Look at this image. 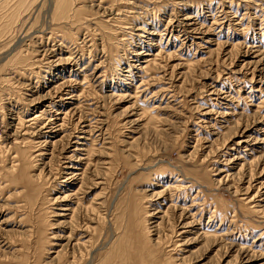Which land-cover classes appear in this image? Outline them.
<instances>
[{"label":"rangeland","instance_id":"obj_1","mask_svg":"<svg viewBox=\"0 0 264 264\" xmlns=\"http://www.w3.org/2000/svg\"><path fill=\"white\" fill-rule=\"evenodd\" d=\"M59 1L0 0V264H264V0Z\"/></svg>","mask_w":264,"mask_h":264},{"label":"bare ground","instance_id":"obj_2","mask_svg":"<svg viewBox=\"0 0 264 264\" xmlns=\"http://www.w3.org/2000/svg\"><path fill=\"white\" fill-rule=\"evenodd\" d=\"M57 1H59V0H57ZM59 3H60V1H59ZM61 4H62V2H61ZM56 5H57V3H56ZM55 5V6H56ZM57 7V6H56ZM60 10V9H59ZM64 10V9H63ZM62 12V11H61ZM57 13V12H56ZM55 14V13H54ZM188 19V18H187ZM188 25H193V24H188ZM188 29V28H187ZM187 29H185V30H187ZM190 31V30H189ZM195 31V30H194ZM186 33V32H185ZM188 35V34H187ZM44 52V51H43ZM147 52H144L143 53V55H152V54H150V53H148V54H146ZM138 54H141V52H138ZM169 57V56H168ZM55 58V57H54ZM53 58V59H54ZM55 59H57V58H55ZM52 60V59H51ZM61 62H63L61 59H59ZM54 61V60H53ZM64 61H66L65 59H64ZM49 62V61H48ZM153 65V64H152ZM95 68V67H94ZM98 71L97 70H93L92 71V73H97ZM128 76V75H127ZM97 77H98V75H97ZM101 81V80H100ZM145 82V81H144ZM147 82V81H146ZM145 82V83H146ZM142 83V82H141ZM140 84V83H139ZM99 85V84H98ZM65 86H67L66 85V82H61L60 84H58V86L56 87V89H58V90H61L62 88H64ZM61 93V92H60ZM65 94H66V96L65 97H63V98H58V100L60 99V100H62L61 102H57V103H55V104H57L58 105V108L59 109H54V110H52L51 112V114H49V116L47 117H41V115H42V110H40V112L41 113H36L32 118H29L28 120H26V121H29V122H31L32 124H35L36 126H34L33 128H34V130H32V132H31V134L32 135H36V136H40L41 135V137H44L45 139L43 140V141H41L40 142V144H42L43 146L44 145H46V143L47 142H50V141H47V138L48 137H51V136H53L54 134H56L57 132H59L61 129H62V126H63V122H64V119H65V116H67L68 114V112L70 113V111H72L70 114H73L74 113V106L73 107H70L69 109H67L66 111H64V112H62V110H60V108L63 106V105H67V104H72L73 103V101H75V100H77V99H80L79 97H80V95H75L74 96V94H73V92H72V90H67L66 92H64ZM91 94V93H90ZM89 95V94H88ZM55 96V95H54ZM37 97V96H36ZM83 97V96H82ZM85 97H86V95H85ZM88 97V96H87ZM102 97V96H101ZM84 98V97H83ZM31 100V99H30ZM83 100V99H82ZM101 100V99H100ZM103 100V99H102ZM54 101V99H51V100H49V102H48V104L46 105L47 107L48 106H50V103L51 102H53ZM83 101H85V100H83ZM30 102H32V101H30ZM82 102V101H81ZM89 105V104H88ZM92 105V104H91ZM98 105V104H97ZM101 106V105H100ZM96 107V106H95ZM103 107V106H102ZM94 108V107H93ZM52 109V108H51ZM81 109V108H80ZM96 108H94V110H95ZM46 110V109H45ZM48 110V109H47ZM85 110V109H84ZM93 110V109H92ZM89 111V110H88ZM76 112V111H75ZM79 112H81V111H79ZM90 112H92V111H90ZM100 112V111H99ZM61 113H63V115L61 116V115H59V114H61ZM87 113V112H86ZM89 113V112H88ZM88 113H87V115H88ZM93 113H95V112H93ZM97 113H98V110H97ZM83 114V113H82ZM91 115H92V113H91ZM94 115V114H93ZM92 115V116H93ZM69 116V115H68ZM95 116V115H94ZM98 116V115H97ZM74 118H76V117H74ZM92 118V117H91ZM39 119H42L41 121H39ZM68 120V119H67ZM76 120V119H75ZM99 120V119H98ZM98 120H96V122L98 121ZM79 121V120H78ZM102 122V121H101ZM31 123H30V125H31ZM75 123V122H74ZM100 123V122H99ZM78 124L79 123H77V126H78ZM96 125V124H95ZM98 125V124H97ZM31 127V126H30ZM82 127V126H81ZM101 127V126H100ZM38 128V129H37ZM77 128V127H76ZM79 128V127H78ZM99 128V127H98ZM24 129V128H23ZM82 129V128H81ZM28 130V129H27ZM26 131V130H25ZM23 132V134H21V135H24V134H26L27 132ZM98 131V130H97ZM79 133H83L81 130L79 131ZM78 137V136H77ZM81 137V136H80ZM39 142V141H38ZM75 143H77V144H79V143H81L80 141H74ZM238 143H239V141H238ZM78 149H80V148H78V147H74V149H73V151L74 150H78ZM72 157H73V155L71 154V155H69V156H64V158L65 159H67V160H69L68 162H63V163H69L70 162V160L72 159ZM66 166V165H65ZM66 167H72V166H70V164H68V166H66ZM73 175H70L69 177H72ZM98 183V182H97ZM250 185V184H249ZM250 187V186H249ZM154 197H157V198H159V197H161V194L160 193H157L156 195H154ZM64 210H67V209H69V208H63ZM189 223V222H188ZM188 225H190V224H188Z\"/></svg>","mask_w":264,"mask_h":264}]
</instances>
